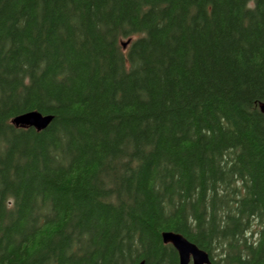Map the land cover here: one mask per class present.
Segmentation results:
<instances>
[{
  "label": "trees",
  "instance_id": "16d2710c",
  "mask_svg": "<svg viewBox=\"0 0 264 264\" xmlns=\"http://www.w3.org/2000/svg\"><path fill=\"white\" fill-rule=\"evenodd\" d=\"M261 102L264 0H0V264H264Z\"/></svg>",
  "mask_w": 264,
  "mask_h": 264
},
{
  "label": "water",
  "instance_id": "95a60500",
  "mask_svg": "<svg viewBox=\"0 0 264 264\" xmlns=\"http://www.w3.org/2000/svg\"><path fill=\"white\" fill-rule=\"evenodd\" d=\"M123 43V47H125ZM259 109L264 113V102L259 104ZM53 117L51 115H42L37 111H28L15 116L11 122L16 127H34L37 130L46 128ZM162 242L170 244L178 254V264H211L209 254L204 250L198 248L195 244L188 241L179 233L162 232ZM138 264H144V260Z\"/></svg>",
  "mask_w": 264,
  "mask_h": 264
}]
</instances>
